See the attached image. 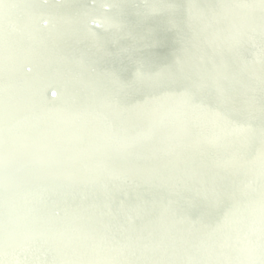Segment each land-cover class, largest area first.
I'll list each match as a JSON object with an SVG mask.
<instances>
[{
	"label": "bare ground",
	"instance_id": "1",
	"mask_svg": "<svg viewBox=\"0 0 264 264\" xmlns=\"http://www.w3.org/2000/svg\"><path fill=\"white\" fill-rule=\"evenodd\" d=\"M0 264H264V0H0Z\"/></svg>",
	"mask_w": 264,
	"mask_h": 264
}]
</instances>
